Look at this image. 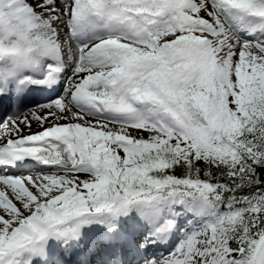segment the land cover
Here are the masks:
<instances>
[{"label":"snow or ice","instance_id":"obj_1","mask_svg":"<svg viewBox=\"0 0 264 264\" xmlns=\"http://www.w3.org/2000/svg\"><path fill=\"white\" fill-rule=\"evenodd\" d=\"M0 264H264V0H0Z\"/></svg>","mask_w":264,"mask_h":264}]
</instances>
